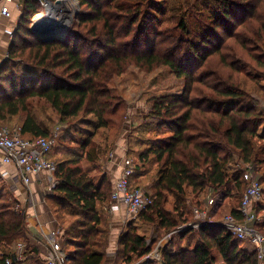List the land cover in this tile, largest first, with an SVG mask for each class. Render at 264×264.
I'll list each match as a JSON object with an SVG mask.
<instances>
[{
	"label": "trees",
	"instance_id": "16d2710c",
	"mask_svg": "<svg viewBox=\"0 0 264 264\" xmlns=\"http://www.w3.org/2000/svg\"><path fill=\"white\" fill-rule=\"evenodd\" d=\"M77 1L81 11L73 28L63 37L43 41L30 26L45 0H23L8 58L0 68V122L16 118L22 138H48L50 120L30 111L29 102L38 99L60 122L77 121L82 129L76 132L87 136L80 157L72 153L56 163L48 157L58 181L48 201L58 214L66 264H105L107 233L99 203L106 201L109 183L107 175L97 179L92 170H85L82 159L93 164L99 160L98 151L90 147L123 104L112 93L111 81L133 65L147 72L167 67L187 83L181 95L153 99L149 115L157 121V130L166 128L168 135L148 140L139 156L140 162L153 158L158 166L153 204L139 221L154 224L156 217L158 230L169 236L158 248L162 264H260L257 252L246 249L224 225L206 221L192 228L185 194L191 189L197 197L212 190L226 199L236 189L234 196L242 193V199L246 182L239 162L254 171L264 156V107L239 79L245 67L264 70V0H176L173 12L180 10L181 19L174 30L162 33L147 29L144 10H153L154 1ZM214 57L219 66L212 70ZM19 68L21 73H14ZM258 86L264 92V85ZM232 155L237 156L235 164ZM138 177L135 165L131 187H139L132 185ZM170 196L175 198L171 211ZM240 202L232 211L239 221ZM13 207L0 194V249L26 242L30 251L26 215ZM256 210L261 213L260 205ZM135 228L120 241L126 264H138L154 251L151 242L156 248L160 242L148 241ZM256 229L261 232L259 225ZM10 256L11 251H0V264Z\"/></svg>",
	"mask_w": 264,
	"mask_h": 264
},
{
	"label": "rangeland",
	"instance_id": "374dc122",
	"mask_svg": "<svg viewBox=\"0 0 264 264\" xmlns=\"http://www.w3.org/2000/svg\"><path fill=\"white\" fill-rule=\"evenodd\" d=\"M68 1H70V4L73 6V17L72 22L69 26V28L72 29L73 25H75L76 23L79 12L81 11V7L77 0ZM153 1L155 2L154 9L149 10V12L148 8L144 10V15L147 17L146 20L148 21L146 23L147 29L154 31L155 33L174 30L179 20L181 19V13L179 12L180 10L176 12L174 10L173 12L172 5L176 0H150V3H152ZM151 7L152 6H150V8ZM145 11H147V14L145 13ZM45 12V6L42 4V11L40 12V14H43ZM35 17L32 19V23L35 20ZM18 22L15 25V30L18 27ZM18 37L20 38L21 36L18 35ZM10 38L13 40V35H10ZM17 42H19V39ZM210 66L212 70L218 69V58L214 57V59L211 60ZM243 71L244 73L239 77V79L241 80L242 88L252 94L254 98L259 102L260 106L264 107V92L258 86L259 83L260 85H264V70H258L252 66H248L245 67ZM14 73L20 74L21 69H14ZM199 73H201V71L196 72L197 75H199ZM186 85V80L176 77L175 74L167 67H160L152 72H147L133 65L129 67L123 75L115 77L111 81L110 88L112 93L123 102L122 107L120 108L118 113L110 116L111 125L108 129L97 131L94 138L95 143L90 148L96 149L98 151L99 160L96 162L97 164H93L86 159H82V165L84 169L92 170L93 174L91 175L99 179L103 173L104 164L109 161L110 156H114L116 153H118V156H120L121 158V163L126 159H131L134 161V165L138 166L140 177H138L137 180H133L132 185L143 187L145 190L148 189L152 195L155 194L152 189L155 181L154 179L158 171V166L157 164H155V160L153 161V158H151L152 162L149 163L140 162L139 156L146 148V143L148 140L151 139L152 141H155L167 137L168 130L166 128L157 130V121L153 120L149 115L152 101L153 99L162 97L164 95H181ZM29 107L31 113L36 114L38 118L47 122L48 119L50 120L52 132L57 126H62L64 128L63 131L65 130L63 136H60L58 138L56 146L54 147L50 155V157L53 158L54 162L59 159H66L64 157H66V155L68 154L73 153L75 156L79 157L83 154L81 144L87 139V136L85 135V133L76 132L77 129H82L81 125H79L77 121L69 120L65 123L60 122L59 116L54 113V111L48 106V104L38 99L31 100L29 102ZM17 125L18 120L16 118L11 119L9 122H0V128L7 127L10 129H17ZM259 143L261 144L262 142ZM90 148L89 150H86L85 153L91 151ZM115 158L118 160L117 156H115ZM230 160L234 161L235 164V161H237V156L232 155ZM239 166H241L242 168L245 167L242 162H239ZM254 174L257 179H262V187L264 189V156L260 159L259 163L254 168ZM106 179L109 183V188H107L106 184V201L99 203L103 221L102 227L107 233L106 241H104L103 244V247L106 250L105 264H126V262H123V255L120 252L122 250L120 241L122 239V236L128 232L129 228L132 227H136L135 229L137 231V234L146 236L148 241H155V239H157L162 241L159 247L164 245L168 238H166L165 235L158 230V222L156 220V217H154V221H156V223L152 224L147 221H139L141 216L140 214L133 217L121 215V219H117L113 214L108 213L106 203L110 202L112 187L117 178L112 174H108ZM13 190L14 186L0 177V194L7 198V200L12 204V207L15 206L18 202L14 197ZM186 192L187 193L185 194V200H187L186 205L189 210V218H192V220H194L192 224L199 222V219H197L193 215L194 209L202 208V206L207 204L212 198L216 200L217 208L218 205H220V201L224 199V195L214 194L212 190H207L197 197L191 194V189H187ZM50 194L44 197V199L46 200V210L48 214L47 217L49 218V220L53 219L56 222L58 214L55 213L53 205L50 203V201H48V197ZM236 194V189H233L230 196L227 197L229 199L228 204L232 205L233 207H236L239 204L240 200L242 201V193L241 195H239V197L238 195L234 196ZM173 200H175V198L173 196H170L169 204L167 206V209L169 211L173 209ZM20 206L24 207L22 204H20ZM260 209V224L258 225L261 229V232L259 231V229L258 231L264 234V200L260 204ZM59 215H61L60 217L64 221L67 220L66 217L68 215H65L63 212H60ZM226 216L227 215H225L224 217ZM223 218H216L213 223L221 224ZM56 228L59 229V225H57V223ZM15 243L16 242L7 246L4 245L5 247L3 246L0 251H11V247ZM151 244L153 245V249L155 250L156 244L155 246L153 242H151ZM243 245L246 249L254 251V248L248 243L244 242ZM150 255H152V253ZM150 255L140 260L138 264H158L157 262L152 261ZM135 259L136 258H134V260Z\"/></svg>",
	"mask_w": 264,
	"mask_h": 264
},
{
	"label": "built area",
	"instance_id": "2783aa9c",
	"mask_svg": "<svg viewBox=\"0 0 264 264\" xmlns=\"http://www.w3.org/2000/svg\"><path fill=\"white\" fill-rule=\"evenodd\" d=\"M14 0H0V4L13 3ZM2 14L6 15L7 10L3 9ZM14 32V31H13ZM10 32V35H13ZM62 126H57L48 138H40L36 141H29L22 138L19 129L0 128V167L11 166L19 171V179L24 187L32 184L34 177L43 175L46 177L48 186L53 190L58 181L55 178V166L49 161L56 146L58 138L63 132ZM119 177L114 183L110 199V212L112 214L119 212L123 207L126 215L129 217L138 216L146 211L154 201L150 191L143 187H131L130 178L135 174L134 161L126 159ZM8 173L1 177L5 178ZM243 180L246 182L245 192L241 204L237 210V215L242 219L230 214L222 219V225L239 241L251 245L258 254L260 264H264V235L260 233L256 226L260 224V214L256 207L264 200V189L260 181L256 178L253 167L246 165L243 172ZM32 203V202H30ZM34 204V203H32ZM217 203L213 198L207 203V209L196 208L193 210L194 216L199 222L192 224V228H199L204 222L211 221V215L208 208L216 209ZM16 213H25L27 224L32 218L28 215L20 204L13 207ZM36 220V219H35ZM37 228L41 224L33 221ZM166 238H169L166 237ZM62 231L57 229L54 232L46 234V240L51 247L50 254L45 258L44 264H66L68 258L62 247ZM29 246L26 242H17L11 247V256L6 259L5 264H23L28 252ZM157 255L159 251L157 250Z\"/></svg>",
	"mask_w": 264,
	"mask_h": 264
},
{
	"label": "crops",
	"instance_id": "0c3cea01",
	"mask_svg": "<svg viewBox=\"0 0 264 264\" xmlns=\"http://www.w3.org/2000/svg\"><path fill=\"white\" fill-rule=\"evenodd\" d=\"M22 2L23 0H14L13 3L0 4V68L8 58L12 41V39L10 38V32H13L15 30V25L21 17ZM3 9L7 10L6 15L2 14ZM116 154L114 156L112 155L110 157V160L104 164L101 177L112 174L116 178H118L121 174L125 166V160L121 163L120 156H118V153ZM115 156L118 157V160L115 158ZM4 173H8L9 175L3 178L1 176ZM19 174V171L14 167H0V177L14 186L13 194L15 199L19 202V204H22L24 206L22 208L25 209L28 215L34 217L41 224V227L37 228L33 223V221H36L35 219L32 218L31 221H28V229L30 233L29 244L31 245V247L30 251H28L26 254V258L23 264H44L45 258L48 254H50L51 251V247L46 240V234L54 232L56 230V222L53 219L49 220V218L47 217L48 214L46 210V200L44 199V197L52 193L53 190L49 188L46 177H44L43 175H41L40 177H34L32 184L29 187H24L19 179ZM91 174H93V172ZM113 189L114 185L112 187V191ZM228 200V198L222 199L220 201V205H218L216 209L210 207L208 208V210L210 211L212 222H214L216 218H223L225 215L232 214L234 207L228 204ZM107 203L106 208L108 213L110 214V202L108 204ZM205 205L202 206V209H207V204ZM113 215L115 216V218L121 219V215H126L125 208L122 207L119 212H116ZM161 242L162 241L160 240L157 248L152 252V255H150L152 261L157 262L158 264H162L160 254L157 255V250Z\"/></svg>",
	"mask_w": 264,
	"mask_h": 264
},
{
	"label": "bare ground",
	"instance_id": "6f19581e",
	"mask_svg": "<svg viewBox=\"0 0 264 264\" xmlns=\"http://www.w3.org/2000/svg\"><path fill=\"white\" fill-rule=\"evenodd\" d=\"M73 6L70 1L63 0L61 2H52L47 5V11L43 14H38L33 21L36 28L44 26V24L52 25L58 32L66 33L73 17Z\"/></svg>",
	"mask_w": 264,
	"mask_h": 264
},
{
	"label": "water",
	"instance_id": "95a60500",
	"mask_svg": "<svg viewBox=\"0 0 264 264\" xmlns=\"http://www.w3.org/2000/svg\"><path fill=\"white\" fill-rule=\"evenodd\" d=\"M61 1L63 0H58L56 1V3L61 2ZM51 3L52 1L45 0L43 5L45 6L46 11H47V5ZM31 31L36 37H38L40 40H43V41H50L54 38H60L65 35V33L61 34L60 32H58V30H56L55 28L52 27V25H49V24H44V26L40 28H36V24L32 23Z\"/></svg>",
	"mask_w": 264,
	"mask_h": 264
}]
</instances>
